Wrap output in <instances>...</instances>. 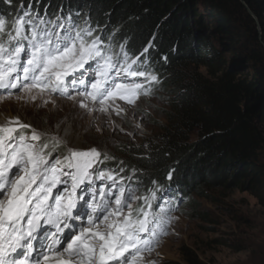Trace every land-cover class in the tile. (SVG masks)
I'll return each mask as SVG.
<instances>
[{
    "label": "snow or ice",
    "instance_id": "snow-or-ice-1",
    "mask_svg": "<svg viewBox=\"0 0 264 264\" xmlns=\"http://www.w3.org/2000/svg\"><path fill=\"white\" fill-rule=\"evenodd\" d=\"M151 46L138 56L125 44L112 53L96 29L62 9L49 16L21 7L15 19L0 14V102L56 94L82 98L79 107L89 112L91 104L120 115L118 100L135 105L151 94L145 84L159 83L147 67ZM61 143L19 116L0 123V264H155L144 254L167 235L168 221L155 210L163 186L138 195L142 182L124 186L122 167H100L113 155L91 147L53 157Z\"/></svg>",
    "mask_w": 264,
    "mask_h": 264
},
{
    "label": "trees",
    "instance_id": "trees-1",
    "mask_svg": "<svg viewBox=\"0 0 264 264\" xmlns=\"http://www.w3.org/2000/svg\"><path fill=\"white\" fill-rule=\"evenodd\" d=\"M29 4L49 16L79 12L105 44H125L134 56L151 42L147 67L167 91L165 123L153 138L119 145L117 168L147 188L156 180L158 196L183 192L182 206L193 212L190 192L214 186L247 191L264 205V0H0V14L15 19ZM180 253L199 264L189 248Z\"/></svg>",
    "mask_w": 264,
    "mask_h": 264
},
{
    "label": "rangeland",
    "instance_id": "rangeland-1",
    "mask_svg": "<svg viewBox=\"0 0 264 264\" xmlns=\"http://www.w3.org/2000/svg\"><path fill=\"white\" fill-rule=\"evenodd\" d=\"M196 9L198 13H203L201 7ZM74 20L82 26H89L77 16ZM96 34H99L97 29ZM212 41L218 46V40L212 38ZM113 48L112 53L118 54L117 47ZM230 56L225 54L226 59ZM244 72L251 74L252 71L245 68ZM137 80L142 81L143 78ZM159 83L145 84L151 89V94L141 96L135 105L118 100L117 103L124 109L120 115L111 111L101 113L98 105L90 104L91 112L82 109L78 103L82 99L80 97L73 101L56 94L51 99L47 94H37L36 101L28 100L27 103L15 98L0 102V123L9 117L19 116L23 122L44 133L47 141L51 142L53 136L59 138L62 143L52 153L53 157L66 154L67 148L87 150L91 147L114 155L122 143H140L155 137L165 123L167 91L161 89ZM138 124L140 127H137ZM112 162L106 161L102 165L118 170ZM128 173L126 169L119 173L125 180L122 184L135 187L137 180H128ZM166 179L168 182L167 175ZM158 187L155 185L153 188ZM153 188L140 183L137 194L146 195L147 190ZM190 194L197 205L195 212L190 204L182 206V203H187L183 192L167 188L163 195H159L155 209L168 221L167 235L160 236L154 250L144 254L146 260H153L155 264H187L180 253V247L184 246L192 250L199 264H264L263 204L251 193L236 188L206 187L201 194ZM133 203L135 206L141 202Z\"/></svg>",
    "mask_w": 264,
    "mask_h": 264
},
{
    "label": "clouds",
    "instance_id": "clouds-1",
    "mask_svg": "<svg viewBox=\"0 0 264 264\" xmlns=\"http://www.w3.org/2000/svg\"><path fill=\"white\" fill-rule=\"evenodd\" d=\"M164 194V192H162L160 195H163ZM156 204H157V202L155 203V206H156Z\"/></svg>",
    "mask_w": 264,
    "mask_h": 264
}]
</instances>
